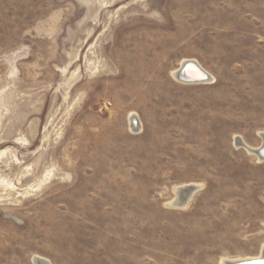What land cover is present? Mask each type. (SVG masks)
I'll use <instances>...</instances> for the list:
<instances>
[{
	"label": "rangeland",
	"instance_id": "1",
	"mask_svg": "<svg viewBox=\"0 0 264 264\" xmlns=\"http://www.w3.org/2000/svg\"><path fill=\"white\" fill-rule=\"evenodd\" d=\"M262 135L264 0H0V264L257 257Z\"/></svg>",
	"mask_w": 264,
	"mask_h": 264
},
{
	"label": "bare ground",
	"instance_id": "2",
	"mask_svg": "<svg viewBox=\"0 0 264 264\" xmlns=\"http://www.w3.org/2000/svg\"><path fill=\"white\" fill-rule=\"evenodd\" d=\"M184 62V61H183ZM188 62H184V64L182 65V68H180L181 70L184 68V66L187 64ZM181 70H178V71H175L173 72V76L177 79V80H181ZM187 75L190 76V73L187 72ZM192 78H202V77H205V75H209L208 72L205 73V75L203 74H194L192 73ZM209 79H208V82H212L213 81V78L209 75ZM201 83H205V82H201ZM135 124L138 125V121L135 119H131V127L132 128H135ZM140 126V125H139ZM140 129V128H139ZM262 138H263V141H264V135H262ZM237 145H240L243 149H245L248 153L250 154H254L256 155L258 158H260V160H263V158H261V156H259L258 154H255L254 152H259L263 149L264 147V143L263 145L260 147V148H256V149H253L249 146H247L245 143H243L242 141H239ZM194 188V187H197L200 189V187L198 185H184V186H181L179 188L176 189V199L172 202L171 204V207H174V208H178V209H186L189 205V203L191 202V198L190 199H187V198H184L183 194H181V191L185 188ZM257 260H262L261 264H264V247H263V250L261 252V254L257 257H252V258H246V259H240V260H235V261H229V260H223L222 263L224 264H235V263H241V262H245V261H257ZM35 264H50L49 261L45 260V259H41V258H36L35 259ZM229 262V263H228Z\"/></svg>",
	"mask_w": 264,
	"mask_h": 264
},
{
	"label": "water",
	"instance_id": "3",
	"mask_svg": "<svg viewBox=\"0 0 264 264\" xmlns=\"http://www.w3.org/2000/svg\"><path fill=\"white\" fill-rule=\"evenodd\" d=\"M187 72L190 73V76L187 75ZM192 73H196V74H203L205 75V71L195 62H188L184 68L181 70V80L184 83L187 84H194V83H201V82H207L208 79L210 78L209 75H205V77L202 78H192ZM135 126H137V124H135ZM255 154H258L259 156H261V158H263L264 160V147L261 151L259 152H254ZM200 189L197 187L194 188H185L181 191V194H183L184 198L190 199L192 200L193 196L199 191ZM257 262H259V264H261L262 260H257V261H245V262H241V263H235V264H257Z\"/></svg>",
	"mask_w": 264,
	"mask_h": 264
},
{
	"label": "snow or ice",
	"instance_id": "4",
	"mask_svg": "<svg viewBox=\"0 0 264 264\" xmlns=\"http://www.w3.org/2000/svg\"><path fill=\"white\" fill-rule=\"evenodd\" d=\"M257 264H259V262H257Z\"/></svg>",
	"mask_w": 264,
	"mask_h": 264
}]
</instances>
